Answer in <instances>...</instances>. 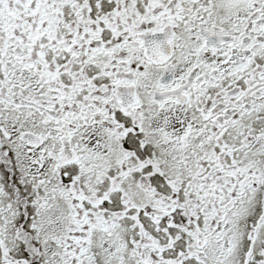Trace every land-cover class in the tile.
I'll return each mask as SVG.
<instances>
[{"label": "snow or ice", "instance_id": "obj_1", "mask_svg": "<svg viewBox=\"0 0 264 264\" xmlns=\"http://www.w3.org/2000/svg\"><path fill=\"white\" fill-rule=\"evenodd\" d=\"M0 264H264V0H0Z\"/></svg>", "mask_w": 264, "mask_h": 264}]
</instances>
